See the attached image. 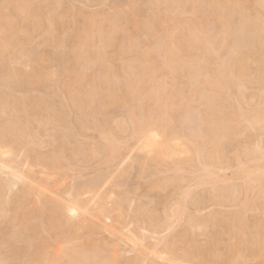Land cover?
Returning <instances> with one entry per match:
<instances>
[{"label":"bare ground","instance_id":"6f19581e","mask_svg":"<svg viewBox=\"0 0 264 264\" xmlns=\"http://www.w3.org/2000/svg\"><path fill=\"white\" fill-rule=\"evenodd\" d=\"M114 3L0 0V264H264V0Z\"/></svg>","mask_w":264,"mask_h":264},{"label":"rangeland","instance_id":"374dc122","mask_svg":"<svg viewBox=\"0 0 264 264\" xmlns=\"http://www.w3.org/2000/svg\"><path fill=\"white\" fill-rule=\"evenodd\" d=\"M115 1H117V0H115ZM108 2L110 3L109 6L112 7V6H113L112 3H114V0H111V2H110V0H107V3H108ZM115 3H116V2H115ZM115 3H114V4H115ZM109 6H108V4H107L106 7L108 8ZM88 7H90V8H88ZM88 7L85 8V12L87 13V12L89 11V14H91V13L99 14L98 12H99L100 10H101L100 13H102V12H103V9H104V10L106 9V7H100V6H97V8H96V5H94V7H95L96 9H95V8H92L93 6H88ZM99 7H100V8H99ZM98 8H99V10H98ZM101 8H102V9H101ZM86 9H87L88 11H87ZM89 9H91V10H89ZM93 9H94V10H97L98 12H97V11L94 12ZM109 9H110V8H109ZM109 9L106 10V12H107V11H112L111 9H110V10H109ZM91 11H92V12H91ZM90 12H91V13H90ZM86 13H85V14H86ZM87 14H88V13H87ZM96 17H97L98 20H99V18H100L99 15H98V16L96 15ZM97 18H96V19H97ZM120 37H121V36L119 35V36H118L119 40H120ZM114 47H115V46H114ZM114 47H112V49L109 48L112 52L108 49V50H109V53H111V55H112L111 57H113V54H115V52L117 53V51H118L117 46H116V49H117V50H116ZM114 49H115V50H114ZM113 50H114V53H113ZM112 53H113V54H112ZM108 55H109V54H108ZM116 55H117V54H115V56H116ZM115 58H116V57H115ZM117 59H119V61H121V59L118 58V56H117ZM117 59H114V62H113V63H117V62H118V64H115L114 66L116 67V65H117L116 68L119 69V68H121V66H122L121 64H122V63H120L119 61H117ZM116 61H117V62H116ZM119 66H120V67H119ZM89 73H90V75H92V72L89 71ZM75 161H76V160H75ZM72 163H73V162H72ZM74 163H75V162H74ZM90 163H91V162H90ZM94 163H95L94 161H93V164H92V165H90L89 163L82 165L83 163H80V165H82V167H81L78 163H77V164L79 165V167H81V170H82V168L84 169V167H85V168L87 167L86 165L93 166ZM62 164H63V165H67V163H65V164L62 163ZM77 164H72L74 168L71 170V172H72L73 174L76 173L75 171L78 172V170H79V172H81V170L78 169L79 167L77 166ZM70 165H71V164H70ZM74 165H76V166H74ZM95 165H96V164H95ZM98 165H99V164H98ZM68 166H69V165H68ZM90 166L87 167L89 170H88V169H87V170H85V169L83 170V172H85V173H81V176L84 175L83 177L85 178V175H86V178H90V176H88V175H89V174H93V172H95V171L97 170V169H96V166H97V165L95 166V169H96L95 171H94V168H93V167L90 168ZM61 167H64V166L61 165ZM75 167H76V168L78 167L77 170H74ZM98 167H100V166H98ZM67 168H68V167L66 166V169H67ZM91 169H93V170H92L93 172L91 171ZM63 170H64V169H63ZM86 171H90V172H92V173H89V172L86 173ZM63 172H66V171L64 170ZM69 172H70V170L67 171V173L70 175L71 173H69ZM79 174H80V173H79ZM93 175H94V174H93ZM87 176H88V177H87ZM91 176H92V175H91ZM69 181H71V178L69 179ZM66 182H68V179L66 180ZM69 183H70V182H69ZM132 183H134V182H132ZM136 183H137V181H135V184H136ZM142 183H143V181H142ZM135 184H134V185L132 184V185L135 186ZM136 186H137V184H136ZM145 186H146V185H145ZM144 188H146V187H144ZM144 188H142V190H144V192L142 191V193H141L140 191H137V192L139 193L140 196H141V194H143V193L146 192ZM140 193H141V194H140ZM140 196H139V197H140ZM139 197H138V198H139ZM144 199H145V198H144ZM144 199L141 198L142 202H143ZM147 202H148V200L146 199V200H145V203H147ZM143 203H144V202H143ZM211 210H212V209H210V210L208 209L207 211H205V212H203V213H206V212L209 213ZM206 214H207V213H206ZM82 233H83V234H82L83 237L86 236V235H84L85 232H82ZM79 234H81V233H79ZM82 235H81V236H82ZM100 235H102V234H100ZM100 235L98 234V235H96V237H99ZM104 235H105V238H106V235H107V234H104ZM79 236H80V235H79ZM79 236H76L77 238H76V237H75V238H76V240L79 239V244H80V240H82V242H83V239H81V236H80V238H78ZM101 237L104 238V236L102 235V236L99 237V239H98V238L94 239V240H95V243L92 241V240H93L92 238H90V239L88 240V238L85 237V239H87V241H88V242H87V241H85V242H86V243H89V242H90V244H91V241H92V242L94 243V247H95L96 242H97V241H101V240L103 239V238H102V239L100 240ZM93 238H94V237H93ZM108 238H109V237L107 236L106 239L108 240ZM201 238H202V237H201ZM109 239H110V238H109ZM203 239H204V238H203ZM203 239H202V240H203ZM96 240H97V241H96ZM77 241H78V240H77ZM77 241H75V242H77ZM200 241H201V240H200ZM82 242H81V243H82ZM201 242H202V241H201ZM77 243H78V242H77ZM83 243H84V242H83ZM93 243H92V244H93ZM97 243H98V242H97ZM203 243H204V241H203ZM75 244H76V243H75ZM121 245H122V244H121ZM121 245H119V247H120ZM59 246H60V245H59ZM61 246H62V245H61ZM88 246H89V244H88ZM55 247H58V246L56 245ZM90 247H91L92 249L94 248V247L91 246V245H90ZM91 248H90V249H91ZM124 248H125V247H123V246H121V248H118V249H120V250H118V252H119V254H118L119 258H120L121 256H122L121 259H123L124 257H126V258L132 257L133 254H132V253H131V254H130V253L127 254V253L125 252L126 250H125ZM55 249H56V248H55ZM123 250H124V251H123ZM122 251H123V254H125L124 256H123V254L121 253ZM120 253H121L122 255H121ZM120 255H121V256H120ZM257 262L259 263V261H257ZM257 262L255 261V262L252 263V264H257ZM259 264H260V263H259Z\"/></svg>","mask_w":264,"mask_h":264}]
</instances>
